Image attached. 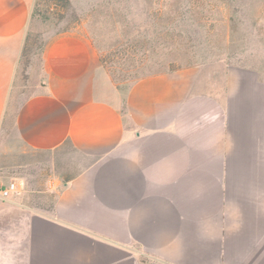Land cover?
Listing matches in <instances>:
<instances>
[{
    "label": "crops",
    "instance_id": "0c3cea01",
    "mask_svg": "<svg viewBox=\"0 0 264 264\" xmlns=\"http://www.w3.org/2000/svg\"><path fill=\"white\" fill-rule=\"evenodd\" d=\"M36 3L0 0V159L70 147L87 164L29 191L0 160V184L22 185L0 199V264H264L263 74L241 70L222 104L192 94L193 70L125 97L72 30L46 42L22 98Z\"/></svg>",
    "mask_w": 264,
    "mask_h": 264
},
{
    "label": "rangeland",
    "instance_id": "374dc122",
    "mask_svg": "<svg viewBox=\"0 0 264 264\" xmlns=\"http://www.w3.org/2000/svg\"><path fill=\"white\" fill-rule=\"evenodd\" d=\"M58 4L37 0L15 90L22 98L39 81L46 42L72 30L89 36L101 66L125 97L143 79L193 70L192 94L208 95L222 104L226 82L238 79L241 70H258L264 76V0H68ZM11 157L0 159L11 171L8 181L23 179L29 191L56 190L62 180L87 164L70 147ZM23 163L29 165L15 168ZM47 194L46 203H51L55 195Z\"/></svg>",
    "mask_w": 264,
    "mask_h": 264
},
{
    "label": "built area",
    "instance_id": "2783aa9c",
    "mask_svg": "<svg viewBox=\"0 0 264 264\" xmlns=\"http://www.w3.org/2000/svg\"><path fill=\"white\" fill-rule=\"evenodd\" d=\"M22 190V185L16 182H11L8 185L0 184V199L8 200L14 195H19Z\"/></svg>",
    "mask_w": 264,
    "mask_h": 264
},
{
    "label": "trees",
    "instance_id": "16d2710c",
    "mask_svg": "<svg viewBox=\"0 0 264 264\" xmlns=\"http://www.w3.org/2000/svg\"><path fill=\"white\" fill-rule=\"evenodd\" d=\"M53 1L56 3V5H59L58 3L63 4V5L68 3V0H53ZM35 12H37V10ZM34 16H35V14H34ZM30 40H31V33H29L24 53H26L28 44L30 43Z\"/></svg>",
    "mask_w": 264,
    "mask_h": 264
}]
</instances>
